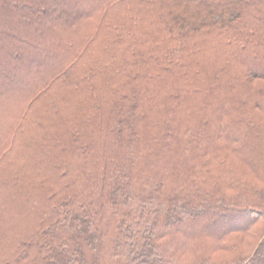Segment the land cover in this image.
<instances>
[{"label": "trees", "instance_id": "trees-1", "mask_svg": "<svg viewBox=\"0 0 264 264\" xmlns=\"http://www.w3.org/2000/svg\"><path fill=\"white\" fill-rule=\"evenodd\" d=\"M5 102L0 264H264V0H0Z\"/></svg>", "mask_w": 264, "mask_h": 264}, {"label": "rangeland", "instance_id": "rangeland-1", "mask_svg": "<svg viewBox=\"0 0 264 264\" xmlns=\"http://www.w3.org/2000/svg\"><path fill=\"white\" fill-rule=\"evenodd\" d=\"M9 107H10V105L7 103V102H5L3 105H1L0 106V127L1 128H3L4 129V132H5V130L7 129L8 130V128H9V125H10V123H11V116H12V114H11V109H9ZM18 107H15V109H17ZM14 109V110H15ZM8 110H10V111H8ZM4 115V117L7 119L6 121V125H4L3 123H1L2 122V116ZM4 118V119H5ZM6 130V131H7Z\"/></svg>", "mask_w": 264, "mask_h": 264}]
</instances>
